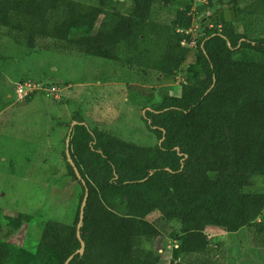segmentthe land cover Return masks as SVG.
Here are the masks:
<instances>
[{
  "label": "trees",
  "instance_id": "1",
  "mask_svg": "<svg viewBox=\"0 0 264 264\" xmlns=\"http://www.w3.org/2000/svg\"><path fill=\"white\" fill-rule=\"evenodd\" d=\"M195 1L0 0V26L29 49L39 39L55 40L166 77L195 50L178 95L150 88L148 98L137 100L146 105L143 117L155 144L89 129L74 115L68 149L81 177L68 160L67 167L80 186L79 201L71 221L46 223L42 236L51 251L32 264H64L71 254L67 264H166L165 251L171 264L185 256L199 258L191 264H223L206 230L234 232L253 222L262 235L255 243L264 247V190L245 191L253 176L264 177V33L251 37L246 31L248 17H264V0L196 5L194 22L203 34L190 47L180 42L191 35L176 29L191 26ZM85 6L100 18L94 28L84 25L90 23L82 19ZM230 7L235 18L215 22L221 31L201 20L206 9ZM85 189L79 255L76 225ZM155 213L179 223L170 233L176 246L167 249L159 240ZM12 259L0 220V264Z\"/></svg>",
  "mask_w": 264,
  "mask_h": 264
},
{
  "label": "rangeland",
  "instance_id": "2",
  "mask_svg": "<svg viewBox=\"0 0 264 264\" xmlns=\"http://www.w3.org/2000/svg\"><path fill=\"white\" fill-rule=\"evenodd\" d=\"M123 1L128 5L131 0ZM199 1H195V17ZM84 9L82 19L90 22L84 25L94 28L100 18L89 7ZM246 23H251L246 30L251 37L264 33V17H248ZM194 52L190 49L175 74L166 77L129 67L106 54L70 50L55 40L39 39L29 49L16 32L0 26V220L13 252L7 264H32L44 256L51 251V242L42 236L46 223L73 219L81 189L68 172L65 140L74 115H80L89 129L106 130L140 145L155 144L157 136L143 117L146 105L137 100L148 98L150 88L165 87L169 94L178 95L180 84L190 78ZM23 81L42 87L29 101L14 94L15 84ZM50 84L57 88V99L45 94ZM263 190V176H253L245 187V191ZM151 219L168 249L170 233L179 223L157 213ZM256 223L234 232L206 230L221 263L264 264V247L255 243L262 237ZM157 241L154 248L161 250ZM164 253L163 260L171 264L170 251ZM198 259L185 256L172 264Z\"/></svg>",
  "mask_w": 264,
  "mask_h": 264
},
{
  "label": "built area",
  "instance_id": "3",
  "mask_svg": "<svg viewBox=\"0 0 264 264\" xmlns=\"http://www.w3.org/2000/svg\"><path fill=\"white\" fill-rule=\"evenodd\" d=\"M208 0H200L199 3L200 4H207ZM191 14H192V18H193V22L191 24V26L188 29H182V28H177L176 30L181 32L184 30V32L186 34H190L191 38L188 40L187 38H183L181 40V44L182 45H187L190 47H194L196 45V40L199 36H201L200 34H203L202 31L199 29V25L198 23L194 22L196 17V10L195 7L191 8ZM209 28H215L217 31H221V25L220 24H216L215 22H210L208 24ZM200 31V32H199ZM38 89H42V87H39L38 85H36L35 83H32L30 81H24V82H19L17 83L13 90H14V94L18 97V99H23L26 95H28L29 93H33L34 91H37ZM45 94L49 97H53L55 99H57L59 97L58 93H57V88L55 85L50 84L45 86ZM177 244L174 243V241H172V243L169 245L168 248H170L171 246H176ZM168 246V245H167ZM160 252L162 250H159Z\"/></svg>",
  "mask_w": 264,
  "mask_h": 264
},
{
  "label": "water",
  "instance_id": "4",
  "mask_svg": "<svg viewBox=\"0 0 264 264\" xmlns=\"http://www.w3.org/2000/svg\"><path fill=\"white\" fill-rule=\"evenodd\" d=\"M165 2L167 3L168 0H165ZM234 18H235L234 9L232 7H230L228 9H221L218 11H212V12L206 14L204 17H202L201 20L204 24H207L208 22H214V21H218V22L231 21ZM69 139H70V130H69L67 137H66V140H65V155H66V158L69 161V163L73 166V169L76 173V176L78 178H80L81 176H80L77 168L74 166L72 159L70 157V153H69V149H68ZM82 182H83V180H82ZM86 197H87V189H85V193H84L83 199L81 201L80 210H79V219H78V222L76 225V235L80 239V247L76 252L79 253V255H82L83 250H84V241L81 240V238H80L79 229H80V226L82 224L83 208L85 205ZM72 256H73V254L69 255L67 257V259L65 260L64 264H67L68 261L72 258Z\"/></svg>",
  "mask_w": 264,
  "mask_h": 264
},
{
  "label": "clouds",
  "instance_id": "5",
  "mask_svg": "<svg viewBox=\"0 0 264 264\" xmlns=\"http://www.w3.org/2000/svg\"><path fill=\"white\" fill-rule=\"evenodd\" d=\"M212 12V11H211ZM210 13V12H209ZM204 17V16H203ZM214 22H218V21H214ZM210 22H208L207 24H209Z\"/></svg>",
  "mask_w": 264,
  "mask_h": 264
}]
</instances>
